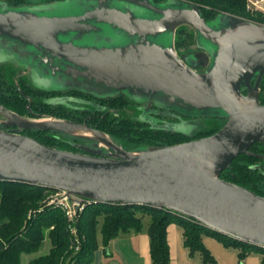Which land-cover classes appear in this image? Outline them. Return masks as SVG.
<instances>
[{
  "label": "water",
  "instance_id": "obj_1",
  "mask_svg": "<svg viewBox=\"0 0 264 264\" xmlns=\"http://www.w3.org/2000/svg\"><path fill=\"white\" fill-rule=\"evenodd\" d=\"M180 25L191 27L195 47L207 55L203 71H195L193 56L175 53ZM0 49L15 54L36 89L140 97L146 113L149 105L156 108L151 113L161 109L158 99L195 113L168 108L186 117L224 120L200 137L207 131L152 125L189 140L124 148L84 122L31 120L0 105V124L15 128L0 129V181L61 190L88 202L164 208L264 248V196L219 177L252 143H264V103L257 95L264 25L225 13L204 20L183 0H27L20 6L0 0ZM31 77L57 89L35 86ZM28 129L78 136L88 144H75L81 152L53 148L17 132Z\"/></svg>",
  "mask_w": 264,
  "mask_h": 264
},
{
  "label": "trees",
  "instance_id": "obj_2",
  "mask_svg": "<svg viewBox=\"0 0 264 264\" xmlns=\"http://www.w3.org/2000/svg\"><path fill=\"white\" fill-rule=\"evenodd\" d=\"M186 1L197 7L204 20H211L220 13L235 17L250 14L261 15L257 9H246V0ZM262 6H264V2ZM261 16L259 18L263 19L264 14ZM189 45H194L193 30L187 25L178 26L173 35V48L177 56L191 55L196 49ZM260 85L262 84L259 83ZM0 102L9 110L21 115H43L60 119L70 113L62 108H52L45 103L33 101L27 103V100L22 99L16 93L11 97L0 94ZM123 103L126 101H122L117 106L105 105L101 110L78 108L81 115L78 120L85 119L87 126L105 133L111 139H121L134 147L139 145H173L189 140L182 133L156 129L144 122L126 117L111 116V108L119 109ZM70 118H73L72 114ZM25 131V135L43 145L81 152L75 145L78 140L83 139L81 137L58 133L64 136L62 139H58L52 135L56 132L52 131L30 129ZM207 134L209 132H202L195 137ZM255 161L245 153L239 154L228 167L220 172L219 177L245 187L257 195L264 196L262 189L264 174H260L252 167V163ZM50 191L38 185L0 181V264H20V255L36 252L44 240H47L49 244L47 251L29 259L28 264H90L97 247L98 218L101 219L99 225L100 243L106 245L119 233L139 232L142 227L143 215L149 217L146 234L151 264H168L165 228L171 222L181 228L183 246L189 255L198 254L200 264H215V260L201 242L202 235L213 237L224 247L239 249L237 253L239 260L249 252H256L260 255V264H264L263 247L233 239L208 229L193 219L172 213L164 208L137 204L88 202L75 215L73 221L69 222L59 206L43 201L44 194Z\"/></svg>",
  "mask_w": 264,
  "mask_h": 264
},
{
  "label": "rangeland",
  "instance_id": "obj_3",
  "mask_svg": "<svg viewBox=\"0 0 264 264\" xmlns=\"http://www.w3.org/2000/svg\"><path fill=\"white\" fill-rule=\"evenodd\" d=\"M8 5H11V6H20V5H24L27 3V0H4ZM183 1H186V0H183ZM186 2H189V1H186ZM191 3V2H189ZM257 11H260L261 15L264 14V6H260V9H257ZM219 15V14H218ZM261 15H243V16H239V18H242V19H245V20H248V21H251V22H254V23H257V24H261V25H264V18L263 19H260L259 17H262ZM190 47H195V45H189ZM195 51L192 52L191 56H193V58H195L197 60V64H196V69H200L201 71H203L206 67H207V64H208V58H207V55L197 49L195 47ZM13 53H10V54H5L4 52L1 51L0 49V60L2 61H5V65H3V68H5L8 71H10L9 69H11L12 71L8 74V75H11L12 73H15L19 71V69H22V68H25L23 66V63L21 61H19V59L17 57H15V54H13V58H11L10 56L12 55ZM7 55H10L7 57ZM13 59L15 61H13ZM8 63V65H7ZM29 67V65H28ZM28 71V70H27ZM41 74L43 76H47V72H45L44 70H41ZM30 72L28 71V73L26 74H20L19 76L21 78H24L26 81H28V75ZM30 76H33V75H30ZM32 78V77H31ZM33 81H34V85L35 86H41L43 87L44 89H57V88H48V87H44L42 86V83L43 82H36L34 80V78H32ZM29 83V82H28ZM30 84V83H29ZM44 84V83H43ZM260 85L259 86V92H258V101L260 103L261 100H264V76L262 77L261 79V82H260ZM31 86V85H30ZM58 89H61V88H58ZM76 89H80L82 91H84L85 89L84 88H76ZM63 90V89H62ZM141 98H131L130 100H128L130 102V104L126 107H119V109H116V110H110L111 112V116H114V117H126V118H130L132 120H145L147 119L145 116H147V113L145 111H142V106L145 104L144 100H140ZM156 105L160 106L161 109H157V113H153V117H152V125L155 126V127H166L167 129H171V130H178V131H183V132H186V133H192L194 132L195 130L197 129H202V130H206L209 134L214 132L215 130H217L218 128L221 127V125L223 124L224 120L223 119H216V118H205V117H186L182 114H195L193 113V111H187L185 110L184 108L182 107H178V106H175V105H172L170 103H166L164 101H161V100H154ZM146 105V104H145ZM147 106V105H146ZM147 108V107H146ZM168 108H173L175 110H178L180 113H176V112H172V111H169ZM151 110H156L155 107H153ZM37 113V112H35ZM27 114H25V117L28 118V119H49L48 117L49 116H35V115H32V116H26ZM79 134H87V133H84V132H78ZM52 135L56 136L58 139H62L64 136L63 135H59L58 133H52ZM111 139V138H110ZM112 141L116 144H119L121 145L122 147L124 148H132L134 146H132V144H129L121 139H112ZM74 142V141H73ZM88 144V141L86 140H78L76 142V144ZM64 146V145H62ZM60 147V146H59ZM98 147H102V145H98ZM53 148H56L55 146ZM262 152V151H261ZM256 163L253 162L252 165H254ZM259 173H263L261 171H259ZM261 186V185H260ZM262 189L264 190V183L262 185ZM51 193L50 192H46L44 194V199L43 201L47 203L48 201V196L50 195ZM100 222H101V219L98 218V224H97V227H96V238L98 239V241L101 242L100 240V234H99V225H100ZM49 244H48V241L47 240H44L42 242V244L40 245L39 249L36 251V252H33V253H29V254H25V253H22L20 255V264H28V260L33 258V257H36L40 254H44L46 251H47V248H48Z\"/></svg>",
  "mask_w": 264,
  "mask_h": 264
},
{
  "label": "crops",
  "instance_id": "obj_4",
  "mask_svg": "<svg viewBox=\"0 0 264 264\" xmlns=\"http://www.w3.org/2000/svg\"><path fill=\"white\" fill-rule=\"evenodd\" d=\"M142 227L139 232L119 233L102 245L97 239V247L90 264H151L149 257L148 237L146 228L149 217L143 215ZM165 240L168 249V264H200L197 253L189 255L183 246L181 228L171 222L165 228ZM201 242L209 251L215 264H260V255L249 252L239 260V249L224 247L213 237L202 235Z\"/></svg>",
  "mask_w": 264,
  "mask_h": 264
},
{
  "label": "flooded vegetation",
  "instance_id": "obj_5",
  "mask_svg": "<svg viewBox=\"0 0 264 264\" xmlns=\"http://www.w3.org/2000/svg\"><path fill=\"white\" fill-rule=\"evenodd\" d=\"M196 60V59H195ZM197 62V60H196ZM197 64V63H196ZM3 65L5 63H0V94H5L7 97L19 95L22 99L27 100V103H30V101L36 102V103H45L49 104L52 108H62L66 111H70L72 114L69 113L66 117H60V119L70 120L74 122H84L85 119L78 120L81 115L79 114L78 108L80 109H98L101 110L104 108L105 105H114L117 106L122 101H126V103H123L122 107H126L130 104V102L126 99V97L122 94H115L113 96L103 97V98H95L88 94H83L81 92L72 90V89H65L61 91H40V89H35L36 87L30 86L28 81H26L24 78H21L20 74H27L28 71L26 68L19 69L18 72L12 73L11 75H8L12 70L7 72L5 68H3ZM8 65V63H7ZM196 66V65H195ZM195 71H201L200 69H196L194 67ZM8 73V74H7ZM260 83V81H259ZM252 84V83H251ZM259 92V85L257 88V95ZM245 93V91H243ZM264 100L260 101V104H263ZM0 105L9 110L3 103L0 102ZM27 107V105H26ZM146 105L144 104L142 108H145ZM149 110L153 108L152 105L148 106ZM114 110L113 108H111ZM147 111V116H145L147 119L145 120H134L138 122H144L150 126H152V117L153 113ZM15 114H18L12 110H9ZM21 115V114H18ZM24 116L25 115H21ZM59 119V118H54ZM3 118L0 116V121H2ZM1 130H7V131H15V128L4 126L0 124ZM18 133L25 135V130H18ZM248 153H246L248 156L256 160V163L252 165L253 168H255L258 171L263 172L264 174V143L261 142H254L252 143L248 149ZM262 151V152H261Z\"/></svg>",
  "mask_w": 264,
  "mask_h": 264
},
{
  "label": "built area",
  "instance_id": "obj_6",
  "mask_svg": "<svg viewBox=\"0 0 264 264\" xmlns=\"http://www.w3.org/2000/svg\"><path fill=\"white\" fill-rule=\"evenodd\" d=\"M263 2L264 0H246L245 6L248 10L260 9ZM50 193L47 203L59 206L69 222H72L75 215L88 203L73 195L67 197L66 193L61 190L50 191Z\"/></svg>",
  "mask_w": 264,
  "mask_h": 264
}]
</instances>
